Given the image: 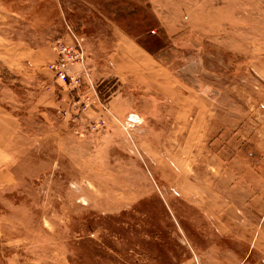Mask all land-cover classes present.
Returning <instances> with one entry per match:
<instances>
[{"label": "rangeland", "instance_id": "obj_1", "mask_svg": "<svg viewBox=\"0 0 264 264\" xmlns=\"http://www.w3.org/2000/svg\"><path fill=\"white\" fill-rule=\"evenodd\" d=\"M0 264H264V0H0Z\"/></svg>", "mask_w": 264, "mask_h": 264}, {"label": "built area", "instance_id": "obj_2", "mask_svg": "<svg viewBox=\"0 0 264 264\" xmlns=\"http://www.w3.org/2000/svg\"><path fill=\"white\" fill-rule=\"evenodd\" d=\"M57 49H59L60 63L54 68L57 70L58 78L62 81H67L68 78L70 79V75L67 70L70 62L73 63L82 60L81 47L80 45L73 47L65 44H59Z\"/></svg>", "mask_w": 264, "mask_h": 264}, {"label": "trees", "instance_id": "obj_3", "mask_svg": "<svg viewBox=\"0 0 264 264\" xmlns=\"http://www.w3.org/2000/svg\"><path fill=\"white\" fill-rule=\"evenodd\" d=\"M150 37H152V39L150 41H152V43H153V40H154L153 37H155V36H150ZM154 41H159V40L155 39ZM157 238H159V237H157Z\"/></svg>", "mask_w": 264, "mask_h": 264}]
</instances>
